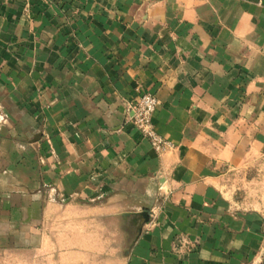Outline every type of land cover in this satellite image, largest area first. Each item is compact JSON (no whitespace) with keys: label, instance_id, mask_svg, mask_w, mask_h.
Listing matches in <instances>:
<instances>
[{"label":"crops","instance_id":"obj_1","mask_svg":"<svg viewBox=\"0 0 264 264\" xmlns=\"http://www.w3.org/2000/svg\"><path fill=\"white\" fill-rule=\"evenodd\" d=\"M144 93L162 155L128 122ZM260 162L264 0H0V249L42 246L47 200L107 201L123 264H264L227 187Z\"/></svg>","mask_w":264,"mask_h":264},{"label":"rangeland","instance_id":"obj_2","mask_svg":"<svg viewBox=\"0 0 264 264\" xmlns=\"http://www.w3.org/2000/svg\"><path fill=\"white\" fill-rule=\"evenodd\" d=\"M227 182L236 203L264 212V162L232 171ZM101 203L47 200L42 246L0 249V264H123L130 218Z\"/></svg>","mask_w":264,"mask_h":264},{"label":"built area","instance_id":"obj_3","mask_svg":"<svg viewBox=\"0 0 264 264\" xmlns=\"http://www.w3.org/2000/svg\"><path fill=\"white\" fill-rule=\"evenodd\" d=\"M158 101L151 94H141L138 99L128 105V122L140 135L148 141L157 155H162L174 149V144L160 136L152 123V116L157 108Z\"/></svg>","mask_w":264,"mask_h":264},{"label":"water","instance_id":"obj_4","mask_svg":"<svg viewBox=\"0 0 264 264\" xmlns=\"http://www.w3.org/2000/svg\"><path fill=\"white\" fill-rule=\"evenodd\" d=\"M140 217L143 219V224L147 223L148 221V213L146 211L139 213Z\"/></svg>","mask_w":264,"mask_h":264}]
</instances>
